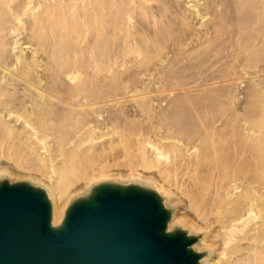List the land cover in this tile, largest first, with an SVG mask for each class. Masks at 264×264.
Listing matches in <instances>:
<instances>
[{"label":"rangeland","instance_id":"1","mask_svg":"<svg viewBox=\"0 0 264 264\" xmlns=\"http://www.w3.org/2000/svg\"><path fill=\"white\" fill-rule=\"evenodd\" d=\"M2 180L44 190L55 226L137 185L198 264L264 253V0H0Z\"/></svg>","mask_w":264,"mask_h":264},{"label":"water","instance_id":"2","mask_svg":"<svg viewBox=\"0 0 264 264\" xmlns=\"http://www.w3.org/2000/svg\"><path fill=\"white\" fill-rule=\"evenodd\" d=\"M44 190L0 181V264H198L197 237L168 230L160 197L100 183L73 200L58 225Z\"/></svg>","mask_w":264,"mask_h":264},{"label":"bare ground","instance_id":"3","mask_svg":"<svg viewBox=\"0 0 264 264\" xmlns=\"http://www.w3.org/2000/svg\"><path fill=\"white\" fill-rule=\"evenodd\" d=\"M61 15V14H60ZM70 15V14H69ZM62 16V15H61ZM61 16H59V18L61 17ZM64 17V16H63ZM73 17V14L71 13V16H68L67 17V19H71ZM62 19H64V18H62ZM70 78V77H69ZM71 80V79H70ZM32 132L31 133H33V135L34 136H36L37 135V133H36V131L35 130H31ZM39 141H41V140H39ZM70 164V163H69ZM60 180H59V184L61 183L62 185H65V184H67L68 182H70L71 180H69L68 178H67V176L65 175V176H63V177H61V178H59ZM251 212L249 211L248 212V215L250 214ZM238 220V219H237ZM242 220V219H241ZM247 220H248V218H247ZM247 220H242V221H240V222H244V221H247ZM234 222V221H233ZM239 222V221H238ZM237 223V222H236ZM245 223V222H244ZM237 224H239V223H237ZM242 224V223H241ZM236 226V224H234L233 223V227H235ZM243 226H245V225H247V222H246V224H242ZM231 226V225H230ZM230 226H229V228H230ZM239 226V225H238ZM237 226V227H238ZM236 227V228H237ZM239 227H241V225L239 226ZM235 228V229H236ZM243 228V227H242ZM242 228H239V229H241V230H245V229H242ZM234 230V229H233ZM233 230H231V231H233ZM253 230V229H252ZM231 231H229V232H227V233H229L230 234V232ZM237 231V230H236ZM240 231V230H239ZM239 231H238V233H239ZM247 232V231H246ZM233 232H231V234H232ZM237 233V234H238ZM240 233H242V231H240ZM244 233V232H243ZM235 236H236V234L235 233H233ZM232 234V235H233ZM248 234V233H247ZM246 234V235H247ZM233 235V236H234ZM239 235H241V234H239ZM245 235V233L243 234V236ZM230 236V235H229ZM242 237V236H241ZM230 238V237H229ZM243 238V237H242ZM245 238V237H244ZM227 239H228V237H227ZM227 239H226V243H227ZM246 239V238H245ZM230 240V239H229ZM255 241V240H254ZM254 241H251V242H254ZM249 242V241H248ZM249 244V243H248ZM250 244H252V243H250ZM228 245V244H227ZM254 244H252V246H253ZM226 246V245H225ZM229 246V245H228ZM245 246V245H244ZM246 247V246H245ZM248 247V246H247ZM235 247L233 246V249H234ZM244 251H243V253L240 255V257L238 256H236L237 258H233L232 260H228V262H226V260H225V263L226 264H264V253L263 252H255L252 248L251 249H243ZM259 250V249H258ZM241 251V250H240ZM223 252H225V251H223ZM223 252H222V254H223ZM241 253V252H240ZM224 254H226V253H224ZM230 254V253H229ZM239 255V254H238ZM233 256V255H232Z\"/></svg>","mask_w":264,"mask_h":264}]
</instances>
